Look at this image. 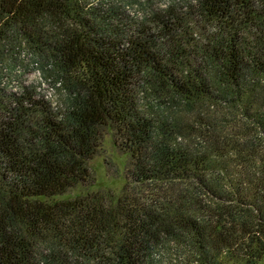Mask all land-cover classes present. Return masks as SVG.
<instances>
[{"label": "trees", "instance_id": "trees-1", "mask_svg": "<svg viewBox=\"0 0 264 264\" xmlns=\"http://www.w3.org/2000/svg\"><path fill=\"white\" fill-rule=\"evenodd\" d=\"M104 129L133 193L50 201L92 184ZM164 248L264 263V0H171L141 21L103 0H0V264H162Z\"/></svg>", "mask_w": 264, "mask_h": 264}, {"label": "rangeland", "instance_id": "rangeland-1", "mask_svg": "<svg viewBox=\"0 0 264 264\" xmlns=\"http://www.w3.org/2000/svg\"><path fill=\"white\" fill-rule=\"evenodd\" d=\"M101 2L102 0H97ZM107 3L115 4L124 16L130 19L141 21L147 16V12L151 9L154 11L162 9L171 0H103ZM187 32L191 33L192 26L186 23ZM150 29V28H149ZM185 31V30H184ZM20 61L16 60V64L12 62V66L16 65L17 71L21 72V80L26 85H32L36 88V92L42 95L55 105L58 98V90L50 82L45 81L36 71L34 65L24 56H19ZM24 67L19 68V65ZM150 101L148 102L149 106ZM128 157L124 154L118 144H116L114 135L111 130L104 129L100 140L99 148L96 155L88 162V168L92 176L93 182L90 186H78L69 190L61 196H57L50 201H65L77 197L90 195L93 193H102L112 195L115 199L121 198L125 193L131 194V187H128ZM162 264H173L176 257L168 249L164 248L156 257ZM264 264V263H263Z\"/></svg>", "mask_w": 264, "mask_h": 264}]
</instances>
